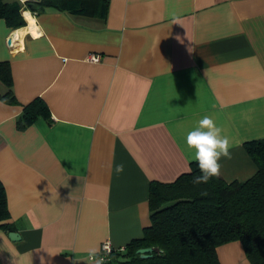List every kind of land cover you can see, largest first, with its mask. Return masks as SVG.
Wrapping results in <instances>:
<instances>
[{"label":"crops","instance_id":"crops-1","mask_svg":"<svg viewBox=\"0 0 264 264\" xmlns=\"http://www.w3.org/2000/svg\"><path fill=\"white\" fill-rule=\"evenodd\" d=\"M4 1L21 6L25 25L0 19V62L18 102L0 98V181L14 227L0 228V264H94L90 248L141 237L150 182L190 171L184 138L204 116L233 144L219 177L256 172L244 144L264 138V0H104L94 16ZM92 53L99 62L86 60ZM36 98L50 120L19 128ZM217 257L251 264L239 241Z\"/></svg>","mask_w":264,"mask_h":264},{"label":"trees","instance_id":"trees-1","mask_svg":"<svg viewBox=\"0 0 264 264\" xmlns=\"http://www.w3.org/2000/svg\"><path fill=\"white\" fill-rule=\"evenodd\" d=\"M105 3L104 0H39L32 11L51 8L94 16ZM0 19L11 29L25 25L17 3L0 0ZM0 81L7 87L0 98L8 104H17L10 88L7 61L0 62ZM37 117L50 120V112L40 98L23 106L19 128ZM244 148L257 168L245 181L226 182L212 177L207 184L194 185V177L201 174L194 161L189 172L172 182H150V224L143 229L141 237L130 240L122 250L112 248L103 264H219L217 248L231 241L242 244L251 264H264V138L248 141ZM204 191L207 196L201 195ZM8 218L0 181V228L10 231L14 227L6 222ZM144 247H152L154 251L143 259L136 250Z\"/></svg>","mask_w":264,"mask_h":264},{"label":"clouds","instance_id":"clouds-1","mask_svg":"<svg viewBox=\"0 0 264 264\" xmlns=\"http://www.w3.org/2000/svg\"><path fill=\"white\" fill-rule=\"evenodd\" d=\"M184 145L190 159L198 164L200 175L193 179L194 185L207 184L212 177H219L221 171V158H231L230 148L233 146L231 139L224 134V130L215 121L204 116L198 121L196 127L190 130L185 138ZM117 174L124 171V164L115 167ZM201 195L207 196L206 191ZM89 259L94 264H103L102 258H97L98 249L93 247L88 250Z\"/></svg>","mask_w":264,"mask_h":264},{"label":"water","instance_id":"water-1","mask_svg":"<svg viewBox=\"0 0 264 264\" xmlns=\"http://www.w3.org/2000/svg\"><path fill=\"white\" fill-rule=\"evenodd\" d=\"M28 4V7L30 10L34 9L36 7V2L39 0H22ZM11 40H8V45L11 46ZM8 237L12 241H16L19 239V236L17 232L11 231L8 233ZM154 251V248L152 247H144V248H139L136 250V253L139 255L140 258H148L152 255V252Z\"/></svg>","mask_w":264,"mask_h":264},{"label":"built area","instance_id":"built-area-1","mask_svg":"<svg viewBox=\"0 0 264 264\" xmlns=\"http://www.w3.org/2000/svg\"><path fill=\"white\" fill-rule=\"evenodd\" d=\"M8 40H10L9 38H7V45H8ZM12 43V42H11ZM9 46V45H8ZM87 61L89 62H93V63H97L100 61V55L99 54H89L86 58ZM112 247L109 243V241H104L102 242L101 246H100V250L98 252V256L97 258H102L103 260L106 258L107 254L111 251ZM120 250L123 249V247L119 248Z\"/></svg>","mask_w":264,"mask_h":264},{"label":"bare ground","instance_id":"bare-ground-1","mask_svg":"<svg viewBox=\"0 0 264 264\" xmlns=\"http://www.w3.org/2000/svg\"><path fill=\"white\" fill-rule=\"evenodd\" d=\"M25 17H26V19L29 21V24H30V29L31 30H36L35 28H34V25H33V20H32V17H31V15L29 14V12L28 11H26L25 12ZM27 27V26H26ZM37 30H38V28H37ZM20 32H22V31H20ZM31 32V31H30ZM36 32V31H35ZM16 33V32H15ZM37 33V32H36ZM17 35V34H16Z\"/></svg>","mask_w":264,"mask_h":264}]
</instances>
